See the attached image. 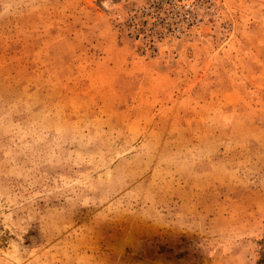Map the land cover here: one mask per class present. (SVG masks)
Wrapping results in <instances>:
<instances>
[{
    "label": "rangeland",
    "instance_id": "374dc122",
    "mask_svg": "<svg viewBox=\"0 0 264 264\" xmlns=\"http://www.w3.org/2000/svg\"><path fill=\"white\" fill-rule=\"evenodd\" d=\"M0 264H264V0H0Z\"/></svg>",
    "mask_w": 264,
    "mask_h": 264
}]
</instances>
